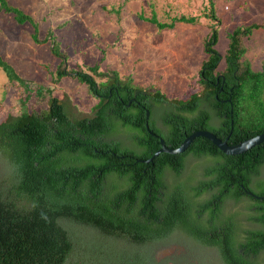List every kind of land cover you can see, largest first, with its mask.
<instances>
[{"label": "trees", "instance_id": "1", "mask_svg": "<svg viewBox=\"0 0 264 264\" xmlns=\"http://www.w3.org/2000/svg\"><path fill=\"white\" fill-rule=\"evenodd\" d=\"M9 1L0 0V13L30 26L35 43L51 38L37 40L34 21ZM143 20L158 30L195 23L183 16L160 23L154 13ZM210 28L187 95L169 98L91 68L95 77L69 72L95 99L91 111H77L63 94L0 121V264H264V177H256L264 141L228 156L197 137L182 153L146 162L159 140L175 149L195 131L228 146L264 133V67L252 71L242 58V39L264 25L227 33L222 58ZM50 50L60 60L56 84L70 75ZM0 70L8 86L24 90V106L35 88L1 56ZM190 157L201 168L185 169ZM166 248L171 253L158 256Z\"/></svg>", "mask_w": 264, "mask_h": 264}, {"label": "rangeland", "instance_id": "2", "mask_svg": "<svg viewBox=\"0 0 264 264\" xmlns=\"http://www.w3.org/2000/svg\"><path fill=\"white\" fill-rule=\"evenodd\" d=\"M211 2L216 22L207 17L208 0H10V5L34 21L37 40L49 35L51 38L35 43L30 26L17 25L9 15L0 13V56L35 88L21 106L24 90L8 86L0 70V121L25 108L40 110L50 96L63 94L77 111H91L95 99L69 73L80 70L95 77L88 71L91 68L97 72L115 71L119 77L129 78L133 85L159 89L169 98L187 95V87L196 82L200 64L206 58L202 45L211 26L217 37L213 47L222 58L227 33L241 26L264 25V0ZM153 13L160 23L168 24L171 18L180 16L193 17L195 23L174 22L172 28L158 30L143 20ZM242 42V58L252 71H260L264 67L263 29H253ZM52 48L64 58L70 75L56 84L52 83L51 74L60 60L53 56ZM222 68L221 59L217 70ZM194 163L201 168L200 159L190 157L185 169ZM242 203L247 202L244 199ZM171 251L166 248L157 254L167 255Z\"/></svg>", "mask_w": 264, "mask_h": 264}, {"label": "water", "instance_id": "3", "mask_svg": "<svg viewBox=\"0 0 264 264\" xmlns=\"http://www.w3.org/2000/svg\"><path fill=\"white\" fill-rule=\"evenodd\" d=\"M145 114L146 116L148 115L147 112ZM197 137L205 138L206 140L211 142L221 153H223L224 155H228V156H235V155L244 153L245 151L249 150L250 148L264 141V133H263V134L256 135L235 146H228L226 144L227 138L221 141L220 139L216 138L212 133L208 131H195L192 134H190L188 137H186L183 140V142L179 145V147L175 149L166 148L163 145L162 141L159 140L160 148L156 152H154L153 155L146 162H150L155 156H157L160 153H166L170 155L182 153L189 147L191 142ZM246 193L247 195L254 196L250 194L249 192H246ZM254 197L257 198L256 196Z\"/></svg>", "mask_w": 264, "mask_h": 264}, {"label": "flooded vegetation", "instance_id": "4", "mask_svg": "<svg viewBox=\"0 0 264 264\" xmlns=\"http://www.w3.org/2000/svg\"><path fill=\"white\" fill-rule=\"evenodd\" d=\"M262 168L259 169V172L257 173V176H256L259 179H263L264 177V170Z\"/></svg>", "mask_w": 264, "mask_h": 264}]
</instances>
